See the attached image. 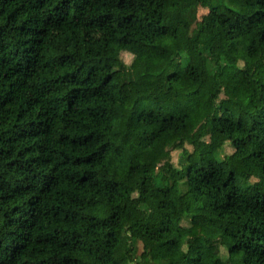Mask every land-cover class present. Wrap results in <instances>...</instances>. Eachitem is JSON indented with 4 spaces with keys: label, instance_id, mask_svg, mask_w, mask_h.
Returning <instances> with one entry per match:
<instances>
[{
    "label": "trees",
    "instance_id": "obj_1",
    "mask_svg": "<svg viewBox=\"0 0 264 264\" xmlns=\"http://www.w3.org/2000/svg\"><path fill=\"white\" fill-rule=\"evenodd\" d=\"M173 258L264 264V0H0V264Z\"/></svg>",
    "mask_w": 264,
    "mask_h": 264
},
{
    "label": "rangeland",
    "instance_id": "obj_2",
    "mask_svg": "<svg viewBox=\"0 0 264 264\" xmlns=\"http://www.w3.org/2000/svg\"><path fill=\"white\" fill-rule=\"evenodd\" d=\"M207 8L206 6H200L197 9V19L199 20L204 14L207 13ZM122 59L126 64H129L130 60H131V55L127 54V53H123L122 55ZM210 110V105L207 102H204L203 104V112L201 114V116L190 126L186 127L183 131L182 134L183 136L186 138L187 141H191L193 140L196 136L197 133L200 131L201 127L203 126V121L204 119L207 117L208 113ZM208 140V137H205ZM187 148L190 150V147L187 146ZM232 147L226 146V150L228 152L232 151ZM179 156V151H173L172 155H171V159L172 162L174 164H177V159ZM146 168H151L153 166V161L151 159H147L146 161H144L143 163V167ZM183 224L187 225V220L183 222ZM141 252V245L138 246V250H137V257H139V254ZM137 260V258H136ZM138 261V260H137ZM175 262H177L176 258H173V260L171 261V264H174Z\"/></svg>",
    "mask_w": 264,
    "mask_h": 264
}]
</instances>
